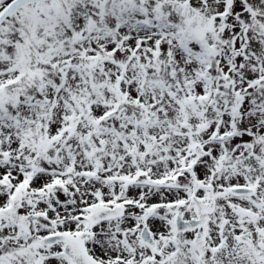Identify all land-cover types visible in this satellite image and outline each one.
Segmentation results:
<instances>
[{
	"label": "snow or ice",
	"instance_id": "6c2138e0",
	"mask_svg": "<svg viewBox=\"0 0 264 264\" xmlns=\"http://www.w3.org/2000/svg\"><path fill=\"white\" fill-rule=\"evenodd\" d=\"M0 264H264V0H0Z\"/></svg>",
	"mask_w": 264,
	"mask_h": 264
}]
</instances>
